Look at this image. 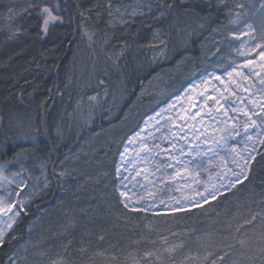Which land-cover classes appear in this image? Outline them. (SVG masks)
<instances>
[{"label":"trees","instance_id":"obj_1","mask_svg":"<svg viewBox=\"0 0 264 264\" xmlns=\"http://www.w3.org/2000/svg\"><path fill=\"white\" fill-rule=\"evenodd\" d=\"M41 1L0 0V161L48 177L0 264H264V141L244 180L191 208L125 206L116 177L145 116L229 68L238 26L264 34V0H59L46 33Z\"/></svg>","mask_w":264,"mask_h":264},{"label":"rangeland","instance_id":"obj_2","mask_svg":"<svg viewBox=\"0 0 264 264\" xmlns=\"http://www.w3.org/2000/svg\"><path fill=\"white\" fill-rule=\"evenodd\" d=\"M44 6L61 19L59 0H42L40 7ZM118 11L121 19L128 15L124 9ZM236 31L228 69L219 65L190 82L145 116L124 140L116 177L119 196L128 207L164 212L191 208L246 178L264 141V85L260 83L264 34L250 22ZM118 109L113 115L117 116ZM83 123L90 127L86 120ZM47 182L43 165L36 170L24 166L11 170L0 161V200L4 201L0 240Z\"/></svg>","mask_w":264,"mask_h":264},{"label":"snow or ice","instance_id":"obj_3","mask_svg":"<svg viewBox=\"0 0 264 264\" xmlns=\"http://www.w3.org/2000/svg\"><path fill=\"white\" fill-rule=\"evenodd\" d=\"M29 6L31 7L32 5L30 4ZM262 6H264V5H262ZM238 7H243V5H238ZM39 15L43 21L42 26H41V31L44 33L47 32L50 22H53V21H56L59 19L58 16L53 15L52 9H50L48 6H44V7L40 8ZM257 47H260V45H257ZM260 56L262 59H264V51L260 52ZM248 63L251 64L252 61H248ZM260 83L262 85H264V79H261ZM261 91H264V89H261ZM245 115H247V113H245ZM253 115H258V113H253ZM249 118L251 119V117H249ZM252 123L255 124L256 121H252ZM261 123H264V118H262ZM245 160L247 161V158H245ZM122 195H123V193H122ZM213 198H215V197H213ZM125 206H127V205H125ZM11 207H12L11 205L8 206L9 211L11 210ZM3 210H4V201L0 200V212H2ZM0 243H2V240H0ZM221 259H222V257H221Z\"/></svg>","mask_w":264,"mask_h":264}]
</instances>
